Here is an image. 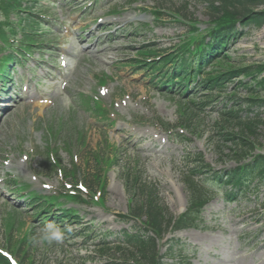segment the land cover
Wrapping results in <instances>:
<instances>
[{
  "label": "rangeland",
  "instance_id": "1",
  "mask_svg": "<svg viewBox=\"0 0 264 264\" xmlns=\"http://www.w3.org/2000/svg\"><path fill=\"white\" fill-rule=\"evenodd\" d=\"M93 2L39 1L40 13L47 14L46 19L50 16V26L59 25V30L48 26L46 34L36 38L42 46L33 49L25 68L16 69L15 76L20 74L14 80L20 75L32 79L26 83L32 97L13 103L5 112L0 109V253L19 250L12 255L18 263L22 259L23 264L118 262L121 255L114 250L115 241L123 230L136 226L123 222L121 216L142 202L144 184L157 190L171 215L179 216L188 200L183 177L199 167L198 158L217 174L237 165L232 146L223 143L220 134L221 127L227 132H238V128L225 125L222 114L248 98L245 89L230 86L216 91L201 108L204 98L200 95L183 99L161 93L152 87L148 70L130 66L138 57L136 52L145 47L158 54L170 53L188 37H195L189 34L192 24L202 33L208 23L207 5L199 0ZM98 17L116 22L106 33H97L98 25H90ZM66 27L72 28L71 41L63 34ZM244 32L230 44L229 61L214 63L210 71L264 64V28ZM74 34L82 41L74 40ZM95 44L98 49L108 48L86 54ZM14 91L19 93L20 88ZM89 98L100 101L106 120L92 113ZM260 116L264 118V109ZM163 125L171 132L166 133ZM255 145L253 154H264V140L259 137ZM50 152L57 167L49 161ZM98 177L101 187L90 183ZM14 182L26 186L25 191L15 190ZM80 185L88 189L82 193L83 204L59 200L62 209L75 212L76 222L59 227L57 221L42 223L41 216L28 207L30 192L79 195L75 189ZM95 188L102 196L98 202L92 194ZM211 190L215 198L204 209L198 228L168 232L159 241L164 262L264 264V189L240 196L235 203L226 201L224 190ZM87 228L88 240L83 238ZM102 242L109 244V252L99 250Z\"/></svg>",
  "mask_w": 264,
  "mask_h": 264
},
{
  "label": "trees",
  "instance_id": "2",
  "mask_svg": "<svg viewBox=\"0 0 264 264\" xmlns=\"http://www.w3.org/2000/svg\"><path fill=\"white\" fill-rule=\"evenodd\" d=\"M16 1V0H4ZM205 3L208 11V24L203 35L190 37L175 53L157 55L152 50L142 49L138 56L140 61H133L134 67H141L148 70L152 79H158L163 86H170L178 91L188 90L185 83H196L195 90H200L205 103L204 107L212 99L215 90L222 91L228 83H234L240 77L251 79V83L238 82L239 87H243L249 93L247 99L235 104L236 109L224 113L223 123L233 124L238 128V132H227L220 134L223 143H229L232 148L230 152L236 161V168L218 175L211 172L208 166H203L200 158L197 159L198 168L188 170L183 177V183L188 192V201L185 212L180 216H173L168 209L161 204L157 190L148 185L141 188V203L130 206L129 215L121 216L123 221L135 220L139 227L135 231H124L121 234L124 249L116 248L121 258L112 264H167L163 262V257L159 253L158 241H161L168 231H180L184 229H196L201 224V214L203 208L213 199L214 193L211 188L229 187L226 199L233 201L237 194L242 191L257 193L264 188V155H253L256 150L255 142L260 138L264 140V118L261 112L249 118V114L257 109H264V96H259V92L264 93V64L244 68H219L215 72H209L204 77L205 68L216 60L221 64V60L229 61L227 56L228 45L231 41L236 42L244 36L242 32L245 28L261 29L264 27V0H199ZM28 16H32L28 9ZM26 17V24L21 29L22 32H32L36 23L31 17ZM241 29V31L239 30ZM198 32L197 28L190 27V33ZM151 59V62L148 60ZM188 87V86H187ZM246 104L242 109V104ZM248 113L246 119L241 118V114ZM98 113V111H96ZM259 133V134H258ZM197 165V166H198ZM207 169L203 181L199 180L200 175ZM99 181V177L95 183ZM134 184L136 179L133 180ZM93 184V182H90ZM232 190V191H231ZM78 199V198H76ZM67 214V213H64ZM69 214V212H68ZM66 215L65 220L70 217ZM72 218V217H71ZM101 252L107 253L110 249L102 246ZM170 248L169 251H172ZM169 257V256H168ZM0 264H8L0 258Z\"/></svg>",
  "mask_w": 264,
  "mask_h": 264
},
{
  "label": "bare ground",
  "instance_id": "3",
  "mask_svg": "<svg viewBox=\"0 0 264 264\" xmlns=\"http://www.w3.org/2000/svg\"><path fill=\"white\" fill-rule=\"evenodd\" d=\"M104 50H105V49H104ZM104 50H103V51H104ZM89 52H91V51H89ZM96 52H97V51H96ZM104 52H105V51H104ZM104 52H103V53H104Z\"/></svg>",
  "mask_w": 264,
  "mask_h": 264
}]
</instances>
